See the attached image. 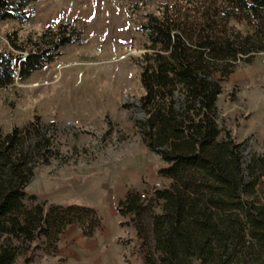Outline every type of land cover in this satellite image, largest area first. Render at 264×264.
<instances>
[{
  "label": "trees",
  "instance_id": "obj_1",
  "mask_svg": "<svg viewBox=\"0 0 264 264\" xmlns=\"http://www.w3.org/2000/svg\"><path fill=\"white\" fill-rule=\"evenodd\" d=\"M31 1L0 0V21H27ZM144 17V51L135 60L144 115L138 125L145 147L162 162L156 174L168 183L145 195L127 190L116 211L141 238L144 264H264V204L253 200L264 154H250L243 166L241 143L221 135L216 114L222 80L237 62L264 51V0H172ZM237 18L252 20L254 29L221 28ZM63 31L46 28L23 41L7 33L0 88L54 61L72 39ZM47 131L34 115L0 132V264H12L41 237L43 251L54 252L68 226L85 237L98 229L92 207L37 201L26 192L35 168L55 154Z\"/></svg>",
  "mask_w": 264,
  "mask_h": 264
},
{
  "label": "rangeland",
  "instance_id": "obj_2",
  "mask_svg": "<svg viewBox=\"0 0 264 264\" xmlns=\"http://www.w3.org/2000/svg\"><path fill=\"white\" fill-rule=\"evenodd\" d=\"M171 2L34 0L26 4L31 10L27 21H0V50L10 49L9 32L23 41L28 34L61 28L72 38L59 46L54 61L0 88V132L37 116L55 154L35 168L26 192L46 203L90 206L100 217L92 237L69 226L54 252L43 251L41 237L22 247L12 264H144L142 240L116 204L129 189L145 195L168 183L156 174L162 162L141 139L138 123L144 115L132 100L141 94L135 60L145 38L139 26L146 21L144 14ZM253 23L237 18L221 28L250 33ZM216 114L221 135L227 132L241 143L243 166L250 154H264V61L259 52L248 63L237 62L222 80ZM253 200L264 204V177L254 186Z\"/></svg>",
  "mask_w": 264,
  "mask_h": 264
},
{
  "label": "water",
  "instance_id": "obj_3",
  "mask_svg": "<svg viewBox=\"0 0 264 264\" xmlns=\"http://www.w3.org/2000/svg\"><path fill=\"white\" fill-rule=\"evenodd\" d=\"M133 101V103L136 105V106H138V101L137 100H132ZM138 112H139V114L140 115H143V112L141 111V109L138 107Z\"/></svg>",
  "mask_w": 264,
  "mask_h": 264
},
{
  "label": "crops",
  "instance_id": "obj_4",
  "mask_svg": "<svg viewBox=\"0 0 264 264\" xmlns=\"http://www.w3.org/2000/svg\"><path fill=\"white\" fill-rule=\"evenodd\" d=\"M231 74H232V73H230V74L228 75V77H230ZM124 194H125V192L123 193L122 197L124 196ZM122 197H119V199L122 198ZM112 198H113V197H112ZM108 199H110V198H108ZM113 202H114V198H113ZM71 226H73V225H71ZM68 227H69V226H68ZM74 227H75V226H74ZM66 228H67V227H66Z\"/></svg>",
  "mask_w": 264,
  "mask_h": 264
},
{
  "label": "built area",
  "instance_id": "obj_5",
  "mask_svg": "<svg viewBox=\"0 0 264 264\" xmlns=\"http://www.w3.org/2000/svg\"><path fill=\"white\" fill-rule=\"evenodd\" d=\"M260 54H261V56H262V61H264V51H262V52H259Z\"/></svg>",
  "mask_w": 264,
  "mask_h": 264
}]
</instances>
